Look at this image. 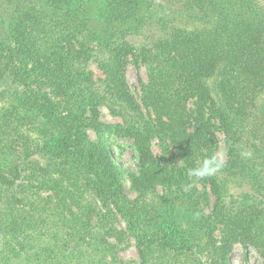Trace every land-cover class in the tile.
Returning <instances> with one entry per match:
<instances>
[{"label":"trees","instance_id":"obj_1","mask_svg":"<svg viewBox=\"0 0 264 264\" xmlns=\"http://www.w3.org/2000/svg\"><path fill=\"white\" fill-rule=\"evenodd\" d=\"M197 2L211 12L198 31L151 42L120 32L99 46L86 24L46 9L15 31L2 25L0 184L9 193L0 201V264H129L122 253L132 241L139 264H231L237 243L264 259V155L244 126L264 92V0ZM129 59L147 71L139 99L126 79ZM110 100L124 125L100 122L98 107ZM217 126L227 161L195 179L189 169L218 160ZM106 130L135 143V200ZM207 188L210 215L175 229L152 219L162 202L173 222V198L208 201Z\"/></svg>","mask_w":264,"mask_h":264},{"label":"rangeland","instance_id":"obj_2","mask_svg":"<svg viewBox=\"0 0 264 264\" xmlns=\"http://www.w3.org/2000/svg\"><path fill=\"white\" fill-rule=\"evenodd\" d=\"M38 9H46L47 14L59 11L60 16L68 19L69 23H84L89 30L97 35V45L101 46L120 32L138 31L132 42L141 43L153 41L161 34L169 32H196L210 18V10L199 6L197 0H57L50 4L49 0H0V41L5 40L3 26L9 31L20 29L29 23L33 16H38ZM33 15L32 17H29ZM29 20V22L27 21ZM3 25V26H2ZM95 78L102 77L96 63L90 66ZM143 66H135L132 59L125 69L126 79L132 95L139 99L141 82H146L147 73ZM99 120L105 125H124L126 118L118 114L119 105L110 100L98 107ZM245 136L257 143L264 155V92L258 100L248 109L245 116ZM218 127V126H217ZM92 141H97L96 133L89 132ZM110 142L109 149L113 153L117 165L122 173V180L126 194L130 199H137L132 190L131 175L138 172V152L132 139L121 138L114 131L105 132ZM217 140L216 157L222 163L227 161V150L224 133L219 127L215 134ZM154 153L159 150L153 145ZM199 190L202 186H198ZM249 187L238 188L233 191L238 196L242 191H249ZM9 190L0 184V201L8 195ZM208 201L200 200L194 204L190 202L184 192L173 198L176 212L173 222L169 221L167 209L162 202L155 205L152 219L157 223L175 229L186 227L187 222L197 221L200 214L208 216L212 213L214 198L207 188ZM203 214V215H204ZM199 220V219H198ZM124 226V224H123ZM214 239L220 243L221 236L216 232ZM123 259L129 264H139V256L132 241L129 248L122 253ZM231 264H264V259L253 247H246L241 243L233 246L230 255Z\"/></svg>","mask_w":264,"mask_h":264},{"label":"clouds","instance_id":"obj_3","mask_svg":"<svg viewBox=\"0 0 264 264\" xmlns=\"http://www.w3.org/2000/svg\"><path fill=\"white\" fill-rule=\"evenodd\" d=\"M222 168L221 162L215 157L205 158L199 167L188 170V175L195 179H203L216 174Z\"/></svg>","mask_w":264,"mask_h":264}]
</instances>
